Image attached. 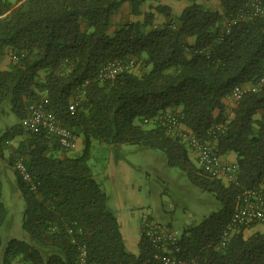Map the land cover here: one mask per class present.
I'll return each mask as SVG.
<instances>
[{
  "label": "trees",
  "instance_id": "16d2710c",
  "mask_svg": "<svg viewBox=\"0 0 264 264\" xmlns=\"http://www.w3.org/2000/svg\"><path fill=\"white\" fill-rule=\"evenodd\" d=\"M150 1L0 0V58L19 55L0 69V109L10 104L20 120L1 135L0 148L21 137L9 163L26 204L22 227L33 239H11L1 251L0 234V264H79V245L87 248V264H154L156 248L148 237L141 235L138 253L127 248L109 195L89 164L93 140L160 149L170 166L221 202L182 232L179 255L199 264H264V231L247 235L244 227L219 246L239 196L254 188L264 194V12L252 15L254 0H220L217 9L206 0H185L175 15L161 0ZM126 3L130 18L114 25ZM231 18L238 19L227 30ZM128 56L143 59L149 70L97 80L102 64ZM87 80L84 99L71 111L75 90ZM236 85L245 91L234 103L228 98ZM34 101H43L83 138L81 154L58 155L65 149L56 140L24 130L21 121ZM167 111L182 112V128L200 138L227 123L213 143L220 156L237 155L234 181L201 168L179 129L154 121ZM18 157L37 182L35 191L16 170ZM1 185L0 178V228L8 214Z\"/></svg>",
  "mask_w": 264,
  "mask_h": 264
},
{
  "label": "rangeland",
  "instance_id": "374dc122",
  "mask_svg": "<svg viewBox=\"0 0 264 264\" xmlns=\"http://www.w3.org/2000/svg\"><path fill=\"white\" fill-rule=\"evenodd\" d=\"M206 1L215 9L221 7L220 0ZM181 2L188 4L184 0ZM147 8L146 3L144 9ZM126 12V8H123L117 15L118 18L125 20ZM128 18H130L129 14ZM5 58L8 65L14 62L9 54H6ZM149 68L142 63L134 72L142 74ZM227 104L229 108L234 107L233 102ZM3 107L0 109V137L6 130L20 122L10 109V104L7 103ZM20 139L19 136L7 144L2 143L0 148L1 193L8 208V214L0 228L1 251L14 238L33 242L30 233L22 227L26 204L19 189L14 168L9 163V156L18 146ZM83 146L82 139L78 138L76 148L61 150L57 154L77 156L82 153ZM191 156L198 165L196 157L193 154ZM89 164L96 179L109 195L110 208L118 216L126 217L132 230L137 231L141 227L142 220L147 218L150 222L170 225L179 232H183L221 207V202L214 193L194 184L181 168L170 166L167 155L160 149L132 144L114 147L105 142L93 140ZM260 224L259 231H264V223ZM250 228L245 229L247 235L252 233V230L249 231Z\"/></svg>",
  "mask_w": 264,
  "mask_h": 264
},
{
  "label": "built area",
  "instance_id": "2783aa9c",
  "mask_svg": "<svg viewBox=\"0 0 264 264\" xmlns=\"http://www.w3.org/2000/svg\"><path fill=\"white\" fill-rule=\"evenodd\" d=\"M263 12L261 2L254 0L252 15L258 16ZM243 16L244 11H241L239 17ZM237 19H227V30L236 23ZM9 55L14 61L19 59V55L12 51L9 52ZM142 63L143 59L137 56L112 59L99 67L96 78L99 82L112 80L121 73L134 71ZM88 82L89 80L83 82L75 90L69 103L71 111H74L84 99ZM244 91L245 88L242 85H236L228 99L237 103ZM182 116L180 111H167L154 121L168 129H179V134L189 144L190 148L197 152V161L201 168L212 175L222 177L226 181H234L237 177L238 165L223 161L215 151V144L213 143L215 141L213 137L218 131H224L227 123L216 124L208 130L207 137L200 138L193 132H187L182 128ZM21 123L25 131L30 133L43 132L48 139L56 140L65 150H72L78 145V136L69 127L63 125L57 115L46 108L43 101L31 102L28 106L27 116ZM14 166L30 189L35 191L37 182L29 171L24 158L18 157ZM253 223H264V194L257 188L247 189L239 196L237 205L231 214L230 222L222 232L219 246L224 247L235 232L244 227H250ZM141 235L148 237L156 248L152 255L154 264H199L196 257H185L178 254L183 234L171 226L150 222L147 218H144L141 223ZM79 251V264H87L86 246L79 245Z\"/></svg>",
  "mask_w": 264,
  "mask_h": 264
},
{
  "label": "crops",
  "instance_id": "0c3cea01",
  "mask_svg": "<svg viewBox=\"0 0 264 264\" xmlns=\"http://www.w3.org/2000/svg\"><path fill=\"white\" fill-rule=\"evenodd\" d=\"M11 1L15 2L16 0L15 1L14 0H11ZM154 2H152V3L153 4H156L157 3L156 1H154ZM200 2H202V1H200ZM160 3H162V4H168L172 8V12L175 15L176 14H179L183 10V8L186 5H188L185 2L182 3L181 0H177V1H174V0H161ZM205 3L208 6L210 5L206 1H205ZM147 4L149 6L150 5V2H148ZM123 8H126V10H127V12H126V14H127L126 15V19H128L129 5L127 3L124 4L123 7L121 8L120 12L122 11ZM119 13H117V14H115L113 16V23H114V25H116V24H118V23H120L121 21L124 20L123 18H118L117 15ZM131 18H133V17H131ZM161 19L162 18H160L159 20H157V24L161 22ZM189 40H190V42H194V38H190ZM7 54H9V53H7ZM5 55L0 58V69H6L9 66L8 64H6L7 61H6ZM168 110H170V109H168ZM171 110H173V109H171ZM78 138L82 139V142H83V138L81 136H79ZM191 154H193L195 157H197V152L196 151H194V150L189 151V155L190 156H191ZM221 158H222L223 161L235 162L236 159H237V155L234 152H230V153H228L226 155H222ZM196 159H198V158H196ZM117 217H118V220H119V223H120L121 231H122L123 236H124L125 241H126L127 248L130 251L134 252V253H138V251H139V246L138 245H139V241L141 239V227H139V229L137 231L134 230V229L132 230L131 229L130 222H129V220L126 217H120V216H118V214H117ZM260 228H261V224L258 223L256 225L251 226V228L249 229V231L252 230L251 232L253 233L255 231H258ZM245 232H246V230H245Z\"/></svg>",
  "mask_w": 264,
  "mask_h": 264
}]
</instances>
